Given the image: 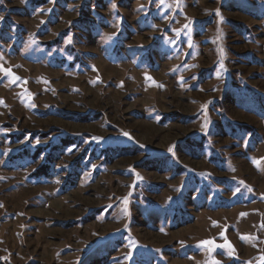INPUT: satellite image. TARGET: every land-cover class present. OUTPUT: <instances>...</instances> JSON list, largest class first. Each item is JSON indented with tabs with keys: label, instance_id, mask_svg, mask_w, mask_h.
I'll return each mask as SVG.
<instances>
[{
	"label": "rangeland",
	"instance_id": "obj_1",
	"mask_svg": "<svg viewBox=\"0 0 264 264\" xmlns=\"http://www.w3.org/2000/svg\"><path fill=\"white\" fill-rule=\"evenodd\" d=\"M0 65V264H264V0H0Z\"/></svg>",
	"mask_w": 264,
	"mask_h": 264
},
{
	"label": "snow or ice",
	"instance_id": "obj_2",
	"mask_svg": "<svg viewBox=\"0 0 264 264\" xmlns=\"http://www.w3.org/2000/svg\"><path fill=\"white\" fill-rule=\"evenodd\" d=\"M113 6L115 7V5H113ZM217 11H218V10H217ZM221 19H223V17H221ZM0 71H4L5 73H7V74H9V75H14V74L11 73V70H10V69H5V68H3L2 65H0ZM15 79H20V77H15ZM149 79H151V77H149ZM124 135L127 136L128 133H124ZM172 150H173L172 148L169 149L170 152H171ZM254 163H256V161H254ZM245 238H246V237H242V239H245ZM248 238H250V237H248ZM202 243H203V244H212L213 241H203ZM221 247H223V246H221ZM227 247L231 248L232 246H231V244H228ZM216 264H219V262H216Z\"/></svg>",
	"mask_w": 264,
	"mask_h": 264
}]
</instances>
